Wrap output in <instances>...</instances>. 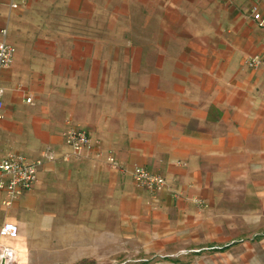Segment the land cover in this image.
Here are the masks:
<instances>
[{
	"label": "crops",
	"instance_id": "1",
	"mask_svg": "<svg viewBox=\"0 0 264 264\" xmlns=\"http://www.w3.org/2000/svg\"><path fill=\"white\" fill-rule=\"evenodd\" d=\"M253 4L264 14V0H0V40L16 48L0 71V161L48 146L57 156L11 205L0 189V228L20 226L4 240L18 262L37 255L40 232L51 253L93 257L118 241L229 249L204 217L244 201V186L264 188V69L246 63L264 48ZM70 122L92 138L78 154L63 135ZM134 164L167 188L139 186Z\"/></svg>",
	"mask_w": 264,
	"mask_h": 264
},
{
	"label": "rangeland",
	"instance_id": "2",
	"mask_svg": "<svg viewBox=\"0 0 264 264\" xmlns=\"http://www.w3.org/2000/svg\"><path fill=\"white\" fill-rule=\"evenodd\" d=\"M32 220L36 225V214ZM203 220L211 229L210 236L214 235L217 242L231 244L229 249L223 252L213 247L144 250L138 242L118 241L106 246L99 257L84 255L85 249L79 247L60 248L51 253L48 235L36 230L38 235L35 234L36 239L31 242H40L39 252L31 258L27 252L24 256L22 253L21 262L16 264H54L57 261L64 264H264V188L244 186V201L222 203L214 218L205 216ZM214 220L217 228L212 231Z\"/></svg>",
	"mask_w": 264,
	"mask_h": 264
},
{
	"label": "built area",
	"instance_id": "3",
	"mask_svg": "<svg viewBox=\"0 0 264 264\" xmlns=\"http://www.w3.org/2000/svg\"><path fill=\"white\" fill-rule=\"evenodd\" d=\"M11 5L13 8H16L18 3L12 2ZM251 11L254 18L264 26V14L260 12L259 6L253 4ZM4 35L6 36V30H4ZM15 51V46L8 43L6 39L0 40V71L12 65ZM246 63L254 69H264V48L261 53L249 56L246 59ZM4 94L5 88L0 81V119L4 117ZM27 101L31 102L32 97H27ZM63 135L66 144L71 148L74 154L80 153L84 148L90 147L92 144V138L88 132L72 122H70L69 126L64 130ZM63 157L66 160L69 159V153L65 154ZM56 158L55 151L49 146L46 147L37 158L31 160L18 152H10L7 154L0 161V170L4 175V177L0 179V189L6 194L3 203L11 205L24 193L30 191L38 179L39 169L45 162L53 161ZM108 160L118 168L127 169L113 156H110ZM129 170L139 186L153 193L167 188L166 178L158 172H152L139 164H134ZM197 202L200 203L199 201ZM19 236V224L12 220H6L0 228V264L18 263V252L16 248L7 244L4 240H15Z\"/></svg>",
	"mask_w": 264,
	"mask_h": 264
},
{
	"label": "trees",
	"instance_id": "4",
	"mask_svg": "<svg viewBox=\"0 0 264 264\" xmlns=\"http://www.w3.org/2000/svg\"><path fill=\"white\" fill-rule=\"evenodd\" d=\"M55 264H58V263H55ZM61 264V263H60Z\"/></svg>",
	"mask_w": 264,
	"mask_h": 264
}]
</instances>
